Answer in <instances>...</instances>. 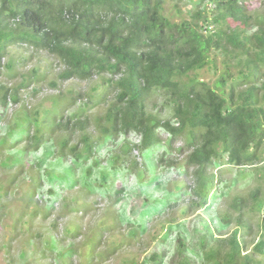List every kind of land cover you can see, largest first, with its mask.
<instances>
[{
	"label": "clouds",
	"instance_id": "obj_1",
	"mask_svg": "<svg viewBox=\"0 0 264 264\" xmlns=\"http://www.w3.org/2000/svg\"><path fill=\"white\" fill-rule=\"evenodd\" d=\"M0 264H264V0H0Z\"/></svg>",
	"mask_w": 264,
	"mask_h": 264
}]
</instances>
